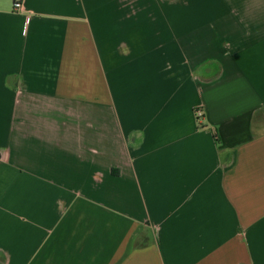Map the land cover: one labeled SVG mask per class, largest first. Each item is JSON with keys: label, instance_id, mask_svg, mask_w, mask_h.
<instances>
[{"label": "crops", "instance_id": "1", "mask_svg": "<svg viewBox=\"0 0 264 264\" xmlns=\"http://www.w3.org/2000/svg\"><path fill=\"white\" fill-rule=\"evenodd\" d=\"M17 1L0 264H264V0Z\"/></svg>", "mask_w": 264, "mask_h": 264}, {"label": "built area", "instance_id": "2", "mask_svg": "<svg viewBox=\"0 0 264 264\" xmlns=\"http://www.w3.org/2000/svg\"><path fill=\"white\" fill-rule=\"evenodd\" d=\"M20 3L19 1L16 0V6H18ZM195 116H196V119L198 121V124H201V120H202V116H203V113H202V110L201 109H196L195 110Z\"/></svg>", "mask_w": 264, "mask_h": 264}]
</instances>
